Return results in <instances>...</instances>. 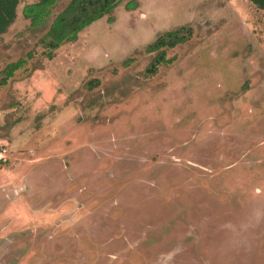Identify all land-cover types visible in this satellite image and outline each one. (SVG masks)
I'll use <instances>...</instances> for the list:
<instances>
[{
    "label": "rangeland",
    "instance_id": "374dc122",
    "mask_svg": "<svg viewBox=\"0 0 264 264\" xmlns=\"http://www.w3.org/2000/svg\"><path fill=\"white\" fill-rule=\"evenodd\" d=\"M33 2L0 34V264H264V9L124 0L49 58Z\"/></svg>",
    "mask_w": 264,
    "mask_h": 264
},
{
    "label": "trees",
    "instance_id": "16d2710c",
    "mask_svg": "<svg viewBox=\"0 0 264 264\" xmlns=\"http://www.w3.org/2000/svg\"><path fill=\"white\" fill-rule=\"evenodd\" d=\"M35 2L26 4L21 10V15L29 21L32 29H46L40 37L39 44L44 49V55L49 57L62 44L74 42L78 34L92 23L103 17H107L119 2L124 0H66L64 9L54 16L49 23L48 18L51 10L58 0H34ZM259 9H264V0H249ZM19 0H0V34L13 23L16 16V8ZM127 8H130L128 3ZM109 17V16H108ZM108 22H112L108 18ZM191 37L190 28L180 27L167 31L159 35L145 52L155 53L146 73L153 75L161 64L169 63L165 59V49H171L177 45L185 43ZM130 60H125L123 66H127ZM22 59L9 63L3 70L0 77V88L5 86L7 81L13 77L15 71L23 66ZM93 86L89 85V89Z\"/></svg>",
    "mask_w": 264,
    "mask_h": 264
}]
</instances>
